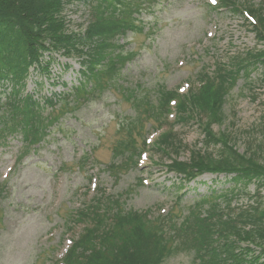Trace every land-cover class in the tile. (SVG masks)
<instances>
[{
	"label": "rangeland",
	"instance_id": "374dc122",
	"mask_svg": "<svg viewBox=\"0 0 264 264\" xmlns=\"http://www.w3.org/2000/svg\"><path fill=\"white\" fill-rule=\"evenodd\" d=\"M203 2L205 0H162L150 10L152 14L144 13L143 17L154 26L155 32L150 38L144 34L133 36L131 33L120 38L119 43H126L130 39L124 50H134L136 54L120 71L118 83L126 90L133 88L138 96L147 95L155 103L162 91L174 90L177 84L185 80L194 83L201 66L212 67L211 58L223 59L228 52L256 46L254 33L242 17L227 10L219 14L208 11ZM248 2L262 4L264 9V0ZM74 6L81 7V11L71 12L72 6L68 5L65 13L73 24L81 22L82 29L85 25L82 21L86 17L84 6L82 3ZM207 30L215 31L217 36L206 41L204 33ZM187 46L192 47L188 49ZM55 56L58 61L50 68L51 78L58 81V86L49 83L50 77L44 80L43 75H35V78L43 81L42 90L37 91L39 96L71 91V87L77 83L80 64L76 56ZM181 58L185 59V65L178 67L177 59ZM65 62L70 64V68L62 72L59 66L62 67ZM249 78H252L250 84H247L248 78L242 75L238 78L223 104V122L213 126L217 133H228L240 153L255 150L256 144L264 138V118H261L264 107L261 103L257 104V100L264 101V82L259 81H264V66L249 74ZM33 79L28 80L26 89L29 92L35 88ZM253 84L261 88L260 94L256 101H249L250 93L256 91ZM81 102L71 95L49 136L17 165L16 156L20 154L23 143L21 133L7 134L0 142V185L5 183L4 192L0 193V264H40L50 257L54 246L61 244L68 212L83 201L81 186L87 183V175L95 172L96 166H106L111 160L118 121L133 114L124 94L112 87L94 95L89 101ZM155 124L152 119L146 120L143 125L145 133ZM174 130L179 132L189 147L201 146L203 135L197 123L191 121L177 125ZM92 148L95 149V157L85 160L81 166L78 158ZM213 150L217 153L216 147ZM188 156L189 149L180 154L181 159ZM151 158L150 161L168 162L164 156ZM10 160L15 161L16 169L3 179L1 172L11 163ZM63 163L66 168L60 170ZM148 164L143 169L121 171L118 177L117 174L103 172L100 181L107 191L112 192L130 184L132 189L125 194L126 206L137 210L156 206L153 215L158 214V205L173 201L174 194L182 187L186 193L174 209L178 221L202 195L220 193L234 185L235 189L250 193L255 191L253 183L244 186L233 183L229 177H219L220 180L209 185L211 177L205 176L201 184L193 182L180 186L171 173L165 172L163 165ZM144 172L149 173V185L133 188L131 184L136 182L137 177L145 176ZM259 192L263 194L264 189H259ZM52 231L55 234L46 239ZM193 256L192 249L179 250L169 255L163 264H192Z\"/></svg>",
	"mask_w": 264,
	"mask_h": 264
},
{
	"label": "trees",
	"instance_id": "16d2710c",
	"mask_svg": "<svg viewBox=\"0 0 264 264\" xmlns=\"http://www.w3.org/2000/svg\"><path fill=\"white\" fill-rule=\"evenodd\" d=\"M64 1L0 0V82L18 85L29 67L39 65L41 69H45V66L39 63V57L42 50L52 48L63 49L67 54L72 53L85 58L83 63L90 72L88 78L97 83L100 72L94 70L101 60L107 59L109 50L113 47L108 40L119 32L122 33L124 29H139L133 25L129 15L126 17L125 12L131 13L129 11L131 9L126 10L125 7L132 5L139 7L142 0H100L95 6V13L92 14L94 20L90 22L91 25L86 29L83 38L62 36L64 26L59 18ZM222 1L234 3L236 0ZM248 8L260 18V8H254L252 5ZM257 34L260 36L261 33L257 31ZM108 59L110 64V58ZM101 70L103 73L104 69ZM209 87L203 88L200 95L189 93L181 105L183 107L179 108L186 110L188 101L190 109L197 115L206 111V114H210L211 119L202 127L205 137L203 145L204 148H208L218 144L219 150L217 154L195 150L189 165L174 162L173 167L179 165L184 171L185 167L189 166L191 170L198 172L236 171L238 180H250L254 177L264 183V138L250 153H238L233 148L229 134L216 135L211 125L222 120L220 108L224 101L223 87L222 85L216 89ZM145 98L134 96L136 99L134 106L138 108L141 105L142 112L150 108ZM9 107L12 111L9 121L13 125L22 123L32 126L39 117L38 106L34 101L14 100ZM186 113L189 115L188 110ZM179 119L186 118L180 115ZM127 132L130 134L131 129ZM129 139L133 143L130 136ZM160 144L170 147L175 152L181 147V142L172 132L164 134ZM185 174L190 176L193 172L187 171ZM262 205L256 203L237 212L226 213L219 205L211 204L208 208L202 209V204H197L196 211L194 213L192 210L189 211L183 224L180 223L187 229L186 241L189 246L195 248V256L204 259L207 264H264V203ZM120 210L121 208L117 212ZM125 212L118 213L117 221L110 233L102 232L105 234L101 240L102 250L86 255L83 262L81 253L74 252L71 264H161L165 256L175 249L176 245L167 244L171 234L164 236L157 231L159 226L157 222L146 220L142 215L130 210ZM179 228H174V231H180ZM180 233L182 234V231ZM212 234L217 235V240L212 239L214 238ZM91 237L92 233L86 240L89 241ZM243 242L246 244L241 247L240 244ZM77 250L81 252V243Z\"/></svg>",
	"mask_w": 264,
	"mask_h": 264
}]
</instances>
